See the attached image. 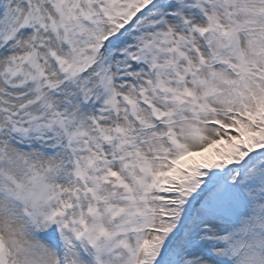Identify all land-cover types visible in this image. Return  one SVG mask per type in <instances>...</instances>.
Wrapping results in <instances>:
<instances>
[{
    "label": "snow or ice",
    "instance_id": "6c2138e0",
    "mask_svg": "<svg viewBox=\"0 0 264 264\" xmlns=\"http://www.w3.org/2000/svg\"><path fill=\"white\" fill-rule=\"evenodd\" d=\"M0 264H264V0H0Z\"/></svg>",
    "mask_w": 264,
    "mask_h": 264
}]
</instances>
